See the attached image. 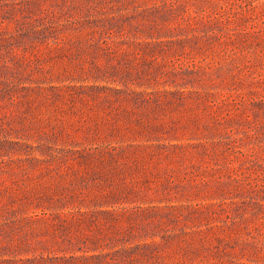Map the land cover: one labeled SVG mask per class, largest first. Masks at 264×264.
Masks as SVG:
<instances>
[{
	"label": "rangeland",
	"instance_id": "374dc122",
	"mask_svg": "<svg viewBox=\"0 0 264 264\" xmlns=\"http://www.w3.org/2000/svg\"><path fill=\"white\" fill-rule=\"evenodd\" d=\"M0 264H264V0H0Z\"/></svg>",
	"mask_w": 264,
	"mask_h": 264
}]
</instances>
